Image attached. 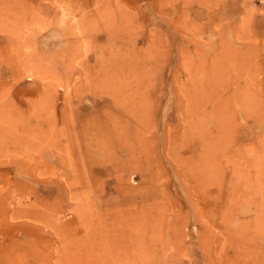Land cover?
<instances>
[{
  "label": "rangeland",
  "instance_id": "rangeland-1",
  "mask_svg": "<svg viewBox=\"0 0 264 264\" xmlns=\"http://www.w3.org/2000/svg\"><path fill=\"white\" fill-rule=\"evenodd\" d=\"M153 1L0 0V264H50L51 257L54 264H90L91 257L97 264H257L264 211L249 200H260L259 182L264 190V0H169L176 8L170 25L144 8ZM192 9L207 17L193 18ZM126 23L178 34L162 71L141 60L148 81L140 102L121 105L97 66L96 53L112 37L103 30L94 41L93 30ZM233 57L236 65H227ZM219 104L229 115L213 113ZM108 130L115 153L100 145L108 146L101 140ZM172 149L192 163L191 177L204 167L195 160L201 149L242 172L215 173L217 180L190 191ZM241 181L246 197L237 203L217 194ZM203 188L216 190L203 195ZM146 197L154 207L145 212ZM201 202L207 215L196 217ZM144 212L157 216L160 238L144 235L148 252L97 235L102 224ZM257 217L250 241L240 244L254 248L248 255L236 249L232 231Z\"/></svg>",
  "mask_w": 264,
  "mask_h": 264
},
{
  "label": "bare ground",
  "instance_id": "bare-ground-1",
  "mask_svg": "<svg viewBox=\"0 0 264 264\" xmlns=\"http://www.w3.org/2000/svg\"><path fill=\"white\" fill-rule=\"evenodd\" d=\"M153 2H154L152 4L153 7L146 3L144 8L148 11L154 12V14L156 15V18H158L161 23H166L170 25L173 20V15L176 10V8H174L175 6L170 4L169 0L164 1L163 6L161 5L159 6L158 2L155 0ZM132 7L134 8V10L136 9L135 10L136 12L143 14L141 7L137 8L136 5H133ZM201 7L204 10H206L204 5L201 4ZM195 11L196 10H193V9L191 10V12L194 14L192 15L193 18L202 20L203 18L207 17V15L205 14L194 13ZM127 25L130 26V28ZM154 29H155L154 32H152L151 29L145 30L143 27H138L134 23H126V24H121L120 27L115 28V29L114 28L109 29L103 26V29L99 30L98 28H96L93 30L94 31V36H93L94 41H96L97 38L100 37V34L103 30L107 32V37H112V42L111 41L109 42L108 47L104 48V50L100 51L99 53H96V55H98V58H97L98 65L97 66H99L100 73H101L100 82L103 83V85L106 84L107 89L104 87L106 90H114V91L116 90V92L113 95L115 97V101L117 102V104L121 103V105H123L124 103H126V101L129 102V100L140 102L141 86L144 85V82L148 81L146 74H144V71L146 70V66H142L141 60H144V62L146 63V59L148 57V59L153 61V64L159 70L162 71L168 59H170L172 56V53H170L171 52L170 48L172 46V41L175 38H177V34H178L177 31L172 28L162 31L163 28L161 26H156ZM126 34L128 38H130V40L124 39ZM113 37L116 38L118 41L114 40ZM85 41L90 42V37L88 35L85 36L84 42ZM139 44L146 45V47L144 49H137L136 46ZM177 46L179 48L181 47V45L179 46L178 44ZM91 50L92 48L88 47L86 48L85 51H91ZM74 51H75L74 56L76 57V55L80 53V48L78 49L77 47H75ZM145 52L147 55H143V53ZM236 60H238V57L228 61L227 65H236V62H237ZM89 80L90 82H92L91 79ZM237 96H238V93H234L233 98L237 99L236 98ZM224 106L226 107L227 105L219 104L217 106L218 108H216V111H214L213 113L214 114L216 113L217 116H221L224 114L229 115V112L226 110V108H223ZM232 106L235 107V101L232 102ZM129 110H135V108L131 107L129 108ZM135 113H137V111H135ZM105 132L106 134L101 135L102 136L101 140L108 146L102 145V144L100 145L103 146L104 148L110 147L109 152L114 151L113 153H115L117 151V143H115V141H117V139H115L116 136L112 135L111 134L112 132H110L109 130L108 132L107 131ZM133 145L134 144L129 143V146L133 147ZM79 147L81 150L83 148H87L82 143L79 144ZM135 148L138 149L139 147H135ZM85 152L91 158H94L95 155L93 152H91V150L90 151L86 150ZM171 152L175 153L176 161L174 162V165H176V168H178L179 172L185 174V176H188L189 174L185 172V169L189 167L191 168L193 166L192 163L188 162L187 159L183 158L180 154V151L178 152L172 149ZM216 153L217 152H214V151L212 152L206 151V149H201L199 151L198 155L196 156L197 159H195L196 164L204 163L203 165L204 167L199 171V173L195 174L192 177L189 175L188 176L189 178L185 180V184L189 187L190 191L192 190L191 186L193 184H197L199 186L201 185L204 187V185H206L208 180L209 182H212V180L214 179L217 180L215 173H219V174L222 173L221 176L225 178L226 173L230 174L232 177H235L238 175V173L242 172L241 166L238 164L235 167H233L230 164H226L223 168L219 166L220 163L216 164L215 163L216 157L214 156V154ZM209 159L211 162H208ZM227 168H230L231 170L228 171ZM244 182L245 181H241L238 183L237 182L230 183L229 188L231 190H229V192L224 194V191L223 190L220 191L219 189V191L217 190L218 191L217 194L220 195V198L225 196V199H229V201L231 202L234 201L233 200L234 198L237 203L238 200L246 197L245 194H242V191H246V188L242 185ZM258 185L261 187L259 189V191H261L260 200H256L254 198H250L249 200L250 204L254 203L256 205L257 214L264 211V190L261 186L262 184L260 185V182ZM194 187L196 189L198 188L197 186H194ZM215 190L216 188L208 189L207 191H205L203 188L200 191H202L203 195H207L210 193L212 194L213 192H215ZM257 190H258V186L255 191ZM153 195L154 194L149 195V197L153 198ZM143 200L147 201L149 200V198L146 197V199H143ZM148 202H150V200L147 201V204L144 205L145 212L149 210L148 207H154L153 204L149 205ZM96 207L101 209V205H96ZM194 208H197L196 209L197 211H195L196 217L200 215L202 216L207 215V210L205 209V206L202 205V202H201V207L198 208V206L195 205ZM203 210H204L203 214L199 212ZM145 212L142 214L139 220L136 219L134 221H131L129 219H125V220L123 219L120 222L112 223V226L107 225V224H102L101 228L99 229V233L97 235L101 236L104 242L110 243L111 245H114V246H118L120 249H125V247L130 248L134 245L139 244V245L144 246V249L146 250V252H148L147 251L148 249L147 247L149 246V244H147L148 239L145 238L144 235H147L149 233H154L156 235V233L154 232L152 228V225L157 224V220H156L157 216H155L154 214H150V213H146V216H145ZM198 213L200 215H198ZM257 221H258V217L255 220V222L240 223V227L237 230L232 231L234 235L233 240L235 241L238 247L236 249L242 250L248 255H252L254 248L242 247L240 244H246L250 241L248 232L249 231L251 232V230L255 228ZM111 228L116 229V232H118V234L116 233L117 237L111 236V230H112ZM228 231L229 230H227V232ZM197 233H200V232H195V234ZM155 235L152 236L153 240H156L155 239L156 236L159 238V232L156 236ZM179 240L181 241L182 237ZM159 241H160V238L158 241L156 242L153 241V242L158 243ZM256 246L257 247L263 246V247H260V249H262L263 252L260 253L258 256H254V261L257 262V264H264V238L261 239V241L258 242ZM146 252H144L142 256L146 255ZM56 255H57L56 259L61 260L62 255L59 252H57ZM100 258L101 256H99V259ZM54 259L55 257H51L49 259L50 264H54V261H53ZM92 259L93 257L88 259V260H91L90 264H94L96 262V261H93ZM81 260H84V259H81ZM103 262L104 261H101V264Z\"/></svg>",
  "mask_w": 264,
  "mask_h": 264
}]
</instances>
